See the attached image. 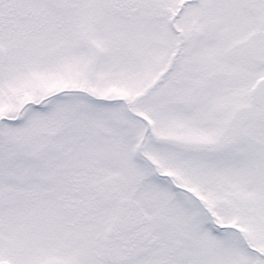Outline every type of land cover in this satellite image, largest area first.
Instances as JSON below:
<instances>
[{
	"label": "snow or ice",
	"instance_id": "obj_1",
	"mask_svg": "<svg viewBox=\"0 0 264 264\" xmlns=\"http://www.w3.org/2000/svg\"><path fill=\"white\" fill-rule=\"evenodd\" d=\"M0 264H264V0H0Z\"/></svg>",
	"mask_w": 264,
	"mask_h": 264
}]
</instances>
